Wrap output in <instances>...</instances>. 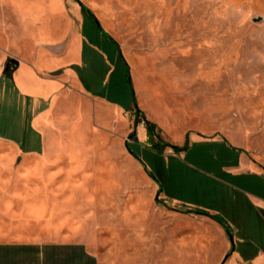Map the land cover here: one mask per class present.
<instances>
[{
	"label": "rangeland",
	"instance_id": "1",
	"mask_svg": "<svg viewBox=\"0 0 264 264\" xmlns=\"http://www.w3.org/2000/svg\"><path fill=\"white\" fill-rule=\"evenodd\" d=\"M79 1L0 0L2 239L264 264V0Z\"/></svg>",
	"mask_w": 264,
	"mask_h": 264
},
{
	"label": "crops",
	"instance_id": "2",
	"mask_svg": "<svg viewBox=\"0 0 264 264\" xmlns=\"http://www.w3.org/2000/svg\"><path fill=\"white\" fill-rule=\"evenodd\" d=\"M3 53L12 54L7 51ZM15 57L22 58L16 55ZM17 68L14 70V80L24 77L26 93L37 91L38 76L33 71L35 69L20 63ZM71 78L75 77L71 76ZM53 81L60 83L59 80L53 79ZM73 90L72 96L76 92V88L73 87ZM47 139H50L49 136ZM0 173H2V148H0ZM1 185L0 182V189ZM0 202H2L1 197ZM0 264H99V261L94 251L84 242L2 239V235H0Z\"/></svg>",
	"mask_w": 264,
	"mask_h": 264
},
{
	"label": "trees",
	"instance_id": "3",
	"mask_svg": "<svg viewBox=\"0 0 264 264\" xmlns=\"http://www.w3.org/2000/svg\"><path fill=\"white\" fill-rule=\"evenodd\" d=\"M80 5H81V8H82V10L83 11H85V12H87L88 14H90L91 16H93L91 13H90V11L82 4V3H80ZM142 121H144V120H142ZM141 120H140V115L138 114L137 115V120H136V122L138 123V122H142ZM145 122V124L147 125V126H149L148 125V122H146V121H144Z\"/></svg>",
	"mask_w": 264,
	"mask_h": 264
},
{
	"label": "water",
	"instance_id": "4",
	"mask_svg": "<svg viewBox=\"0 0 264 264\" xmlns=\"http://www.w3.org/2000/svg\"><path fill=\"white\" fill-rule=\"evenodd\" d=\"M79 1V0H78ZM80 2V1H79ZM97 22H98V24H99V21L97 20ZM12 62L15 64V67H18L19 66V61L18 60H16V59H12ZM231 240L233 241V238H232V236H231ZM227 258H228V256H226L225 257V259L223 260V263L222 264H224L225 263V261L227 260Z\"/></svg>",
	"mask_w": 264,
	"mask_h": 264
},
{
	"label": "built area",
	"instance_id": "5",
	"mask_svg": "<svg viewBox=\"0 0 264 264\" xmlns=\"http://www.w3.org/2000/svg\"><path fill=\"white\" fill-rule=\"evenodd\" d=\"M142 123H145L144 121H142Z\"/></svg>",
	"mask_w": 264,
	"mask_h": 264
}]
</instances>
